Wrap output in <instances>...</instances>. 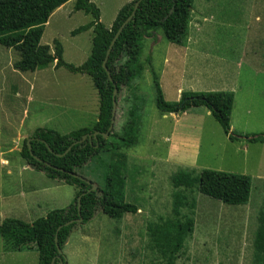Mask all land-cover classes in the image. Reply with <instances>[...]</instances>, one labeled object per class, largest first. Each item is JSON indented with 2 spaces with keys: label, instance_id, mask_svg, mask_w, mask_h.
<instances>
[{
  "label": "rangeland",
  "instance_id": "1",
  "mask_svg": "<svg viewBox=\"0 0 264 264\" xmlns=\"http://www.w3.org/2000/svg\"><path fill=\"white\" fill-rule=\"evenodd\" d=\"M128 1L91 0L107 28ZM73 6L74 0L53 13L41 45L53 53L58 41L63 61L79 67L89 57L92 33L72 36V32L91 18L74 12ZM142 47L140 60L146 70L134 89H122L114 118L119 131L127 120L128 98L139 95L144 100L139 144L125 151L126 201L138 211L111 220L97 210L91 221L78 227L89 245L73 241L70 264H92L88 250L97 264H165L150 250L146 227L160 218H174V196L182 189L174 188L172 176L204 169L250 177V199L244 206H230L195 189L183 191L195 200L194 215L185 208L175 219H192L194 230L174 264H259L254 261L253 241L258 213L264 210V146L230 143L212 117H205L204 107L162 118L154 105L147 61L161 78L165 101L177 102L178 88L208 93L225 87L236 95L238 124L248 134L264 133V0H195L184 45L188 52L168 43L160 31L146 37ZM17 60L14 51L0 47V180L5 174L3 166L22 160L24 142L36 128L65 135L90 128L97 120V93L87 76L55 69L54 64L34 73H18L13 70ZM95 168L89 165L83 172L97 189L101 171ZM40 175L34 173V185L46 182ZM66 190L61 192L68 196ZM2 243L0 238V251ZM37 262L36 252L0 257V264Z\"/></svg>",
  "mask_w": 264,
  "mask_h": 264
},
{
  "label": "trees",
  "instance_id": "2",
  "mask_svg": "<svg viewBox=\"0 0 264 264\" xmlns=\"http://www.w3.org/2000/svg\"><path fill=\"white\" fill-rule=\"evenodd\" d=\"M72 0H0V47L12 50L18 56L13 70L18 73H34L48 69L65 68L72 74L87 76L97 93V120L90 128L73 131L67 135L45 128L36 129L30 136V149L24 142L20 152L22 160L36 172L43 173L48 179L60 182L75 189V198L65 209L52 210L45 217L31 224L17 219H5L0 224V238L5 249L20 252L34 248L38 254L37 264H50L57 256V245L63 250L73 225L64 224L78 218L76 198H81L82 225L87 224L97 210L111 220H120L126 215H135L138 208L125 199L127 156L125 151L137 145L140 115L144 100L139 95L128 98L131 105L127 120L119 131H109L112 119V96L117 89L116 102L122 89L132 90L136 81L142 78L146 65L140 57L143 41L152 33L160 31L170 44L183 47L188 37L190 14L195 0H135L127 3L116 14L110 26L100 22V11L90 0H74V12H82L91 21L72 32V36L91 31V49L87 60L79 67L63 61V48L54 42L53 53L48 46L41 45L46 24L55 11ZM140 1L135 16L115 41L106 62L112 82L102 68L108 47L118 28L131 15L134 4ZM148 63L154 91L155 108L165 114L184 113L190 109L206 108L222 133L230 142L240 140L249 143H264V134L239 135L231 131L230 117L233 94L230 92L193 93L184 92L179 101L166 102L159 83V77ZM99 133L96 139H86L78 145L83 136ZM107 134L106 138L102 135ZM71 148L69 151L68 149ZM51 151V152H50ZM37 157L52 167L73 173L91 183L93 180L84 174V168L92 165L101 173V183L94 192L87 193L91 186L80 179L47 168L37 162ZM57 155L61 156L58 157ZM95 171V170H93ZM96 172V171H95ZM178 191L174 196L172 211L174 218H160L146 227L148 245L165 264H174L184 248V240L194 230L192 219L185 222L176 220L182 209H189L194 215L196 203L183 191H195L224 205L242 206L247 204L251 195V178L213 170L175 173L171 178ZM254 261L264 264V210L258 213L257 229L253 241ZM66 262L62 254L54 264Z\"/></svg>",
  "mask_w": 264,
  "mask_h": 264
},
{
  "label": "crops",
  "instance_id": "3",
  "mask_svg": "<svg viewBox=\"0 0 264 264\" xmlns=\"http://www.w3.org/2000/svg\"><path fill=\"white\" fill-rule=\"evenodd\" d=\"M130 1L131 0H129L127 3H130ZM108 28H110V27H108ZM180 48L183 49V53L188 52V50L186 48H184V46L180 47ZM175 49L173 50L172 55H174ZM174 57H176V56L174 55ZM159 80H161L160 77H159ZM159 83H160V81H159ZM31 87H32V84H31ZM224 88L225 87H221V89H217L214 92H230L233 94V105H232V111H231V117H230L231 131L233 133L239 134V135H250V134L253 135V133L248 134V132L244 129V127H242L238 124V119L240 118V114L238 113V110L236 107V95H235L233 90H231V89L227 90ZM184 92H187V91H183L181 88L177 89L176 95H177L178 101L180 99L181 94ZM189 92L195 93L192 90ZM162 93H163V91H162ZM199 108H201V107H199ZM190 110H188L184 113H180V114L186 115L187 112H189ZM161 114H162L161 115L162 118H166L167 115H177L179 113H177V114L161 113ZM205 117H212L210 112L207 109L205 111ZM212 119H213V117H212ZM214 122H215V120H214ZM36 129H39V128H36ZM81 129H83V128H81ZM69 133H71V132H68L65 135H67ZM257 134H264V133H257ZM137 135H138V143H137V145H138L139 144V127H138V134ZM242 142H247V141L240 140V141L230 142V143L237 144V143H242ZM247 143H249V142H247ZM252 144L264 146V143H252ZM137 145H135L133 147H136ZM133 147H131V148H133ZM127 168H128V166H127ZM2 169H3V171H5V174H4V178L0 180V216H1L0 217V224L5 219H17V220L23 221L27 224H31L36 219L45 217L52 210H60V209L67 208L72 203L73 199L75 198V189L74 188L67 186V185H64V184L57 182V181H52V180L48 179L43 173H40V172H37V173L41 174L40 177L44 176L46 179L45 180L46 182L41 183L40 186L38 184L34 185L32 177H33L34 173H36V171L33 170L31 167H29L22 160L19 163H16L14 165L6 164L5 166H3ZM200 171L201 170L197 171L196 174H198ZM244 176H246V175H244ZM262 183H264V180L262 181ZM256 184H258V183H256ZM251 185H252V181H251ZM64 187H67L66 191H68V196H65L63 194V192H61V190L64 189ZM57 198H58V200H57ZM125 199H126V187H125ZM39 216H42V217H39ZM73 237H75L76 239H74ZM73 241H75L76 243H80L82 245H85L87 247L89 245L87 240L85 239V237L82 235L80 229L77 228V230L75 232H72L70 234V237H69L67 243L65 244V246L62 250V254L65 256V260H66L67 264H70V260H71L70 245L72 244ZM1 247L2 248L0 251V257H5L7 254H12V253L36 252V250H34V248L31 250H25L24 249L23 251H20V252H10V251L5 249L4 242L2 243ZM86 253H87L88 257L91 256V258L93 260L92 264H97L94 253L89 252V250L86 251ZM36 254H37V252H36ZM37 257H38V254H37Z\"/></svg>",
  "mask_w": 264,
  "mask_h": 264
},
{
  "label": "water",
  "instance_id": "4",
  "mask_svg": "<svg viewBox=\"0 0 264 264\" xmlns=\"http://www.w3.org/2000/svg\"><path fill=\"white\" fill-rule=\"evenodd\" d=\"M139 3H140V1H137V2L134 4V7H133V10H132L131 15H130V16H129V17L123 22V24L118 28L117 32L115 33V35H114V37H113V39H112V41H111V43H110V45H109V47H108L107 52H106V56H105V59H104L103 64H102V68H103V70L106 72L107 77H108V80H109L110 82H112V80H111L110 74H109V72H108V70H107V68H106V66H105V65H106V62H107V59H108V56H109V54H110V51H111V49H112V47H113L115 41L118 39V37L120 36V34H121V32L123 31V29L126 27L127 24H129V23L131 22V20H132L133 17L135 16V13H136V11H137V8H138V6H139ZM116 95H117V89L114 88L113 96H112V114H111V115H112V119H111V124H110L109 131H111V130L113 129V125H114V118H115V112H116V103H117V102H116V99H115ZM99 135H100L99 133H94L92 136H83L82 140L73 143V146H74V145H78V144H80L81 142L85 141L86 139H88L89 141H90L92 138L96 139L97 136H99ZM102 137H103V138H106V137H107V134L102 135ZM30 142H31L30 139L26 141V145H27V147H28L29 149H30ZM70 149H71V148H69L68 151H69ZM50 152H51V151H50ZM32 156H33V155H32ZM57 156H58V157H61V156H59V155H57ZM33 158H34L37 162L44 164V165H45L47 168H49V169H52V170H55V171H59V172H61V173H64V174H66V175H69V176H71V177H73V178H77V179H80V180L83 181V182H86L87 184H89V185L91 186V189H90L87 193H90V192H94V191H96V186H95L93 183H91V182H89V181H87V180H85V179H83V178H81V177H79V176H77V175H75V174H73V173H68V172H65V171L62 170V169H57V168H55V167H52L50 164L43 162L42 160H40V159L37 158V157H34V156H33ZM84 195H85V194H82V195H80V196H78V197L76 198V207H77V216H78V218H77L76 220H74V221H70V222L64 224V226H60V227L57 229V232H58L62 227H67V226H70V225H73V227H72V229H71V232H75V231L77 230V228H78L80 225H82V223H83V219H82V217H81L80 209H81V198H82ZM55 242H56L57 256H55V257L52 259V261H51L50 264H54L55 261H56L57 259H59L60 256L62 255V251H61V249H60V248L58 247V245H57V239H55ZM59 264H67V263H66V262H62V261H59Z\"/></svg>",
  "mask_w": 264,
  "mask_h": 264
}]
</instances>
